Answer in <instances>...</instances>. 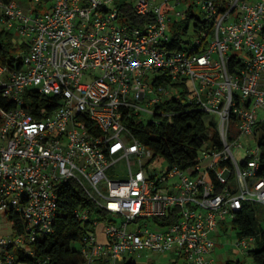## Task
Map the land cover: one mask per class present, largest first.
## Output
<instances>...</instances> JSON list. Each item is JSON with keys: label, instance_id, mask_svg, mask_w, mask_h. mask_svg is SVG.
<instances>
[{"label": "built area", "instance_id": "obj_1", "mask_svg": "<svg viewBox=\"0 0 264 264\" xmlns=\"http://www.w3.org/2000/svg\"><path fill=\"white\" fill-rule=\"evenodd\" d=\"M122 1L153 19L132 25ZM175 2L50 0L48 11L28 13L19 0H0V34L16 50L0 60V216L20 213L24 223L0 235V264H15L17 250L33 253L32 243L55 231L60 188L71 179L110 214L103 221L88 206L76 209L97 228L84 236L83 264H124L142 250L217 264L211 233L249 202L264 203L261 148L246 164L234 153L244 136L264 131V0H197L206 14L197 17L199 36L171 49L164 7ZM170 98L217 115L221 145L161 171L125 120H144L145 110L158 123L157 105ZM258 237H240L241 253Z\"/></svg>", "mask_w": 264, "mask_h": 264}, {"label": "trees", "instance_id": "obj_2", "mask_svg": "<svg viewBox=\"0 0 264 264\" xmlns=\"http://www.w3.org/2000/svg\"><path fill=\"white\" fill-rule=\"evenodd\" d=\"M119 6L122 15L126 17V21L132 25L143 27L153 19L152 14H138L133 6L126 1L120 2ZM189 16L195 15L190 14ZM180 35L178 32L174 34L173 40L169 43L171 49L181 48L182 39ZM10 43V35L1 33L0 60L4 63L8 62V55L12 52ZM36 98L41 104L49 100L48 97L42 95H37ZM0 102L3 103L1 100ZM53 104L56 106L58 102L55 101ZM43 106L48 105L44 104ZM27 107L38 116H43L36 107ZM157 110V118L160 119L158 123L154 120L145 122L134 116L126 118L125 123L132 129L137 138L154 151L155 157L164 158L170 166L175 164L187 166L197 160L201 149L204 147L215 144L221 145L217 122L209 119V115L202 109L192 108L191 104L183 99L170 98L159 103ZM162 110L169 112V115L163 116ZM212 129L214 135L211 136L210 130ZM258 138L261 152L257 176L264 178V131L259 134ZM248 160L249 158L242 164L248 163ZM79 206H88L94 214L100 212L104 218H110V214L99 209L76 180L71 179L64 182L60 188L55 231L33 242L31 245L33 253L23 249L17 250L15 264H83L84 236L88 231H95L97 228L91 222L83 223L76 216L75 211ZM9 217L14 220L18 229H24L20 213H11ZM167 217L156 220L166 224L169 223ZM234 222L239 228L240 237L259 235L256 245L250 249L248 256L252 259V264H264V227L260 226L256 205L246 204ZM124 264L138 263L135 257H131L125 259ZM225 264L247 263L242 259H237L229 260Z\"/></svg>", "mask_w": 264, "mask_h": 264}, {"label": "rangeland", "instance_id": "obj_3", "mask_svg": "<svg viewBox=\"0 0 264 264\" xmlns=\"http://www.w3.org/2000/svg\"><path fill=\"white\" fill-rule=\"evenodd\" d=\"M23 9L28 12L48 11L50 0H41L39 2L35 0H19ZM176 0H173L175 5ZM172 4H168L164 7V11L168 13V22L170 25V31L174 35L175 33H180L182 42L184 46L189 47L191 41H194L199 36V30L197 29V17L200 19L205 18V12L197 0H181L180 4H176L175 7H172ZM185 11L187 15L194 14L196 17L184 18L181 15H177V11ZM16 50H12L15 52ZM156 74L150 73L147 80L152 83ZM181 90V89H180ZM179 90V91H180ZM177 92V91H176ZM144 104V102H143ZM142 104V105H143ZM146 108L151 110L155 109V106H148L144 104ZM143 118L145 122H149L156 118V115L142 110ZM209 119L216 120L218 116L215 114H208ZM218 126V125H217ZM214 130H210V133L213 134ZM259 138L257 136H244L242 141L244 143L243 147H235L234 153L237 159L240 162H243L247 157L254 153L255 150H259ZM261 150V149H260ZM151 169H158L161 171L166 170L169 167V163L162 157L156 156L150 162ZM109 174H112V169H109ZM248 204H251L249 202ZM256 208L258 211L260 226L264 227V203L257 202ZM104 221V216L98 212L96 213ZM115 215L111 213L113 218ZM15 222L5 215L0 216V235H9L14 233ZM134 223L129 226V230H134ZM211 236L217 241L218 245L212 256L215 258L217 264H225L229 260L242 259L247 264H252L253 261L250 256L244 255L240 251L238 242L240 240L239 228L235 225L234 219L232 217L224 219L220 222L219 227L211 233ZM26 245V243H23ZM131 256V255H130ZM138 264H186L184 258L178 257L173 252L169 253H156L148 250H142L133 255Z\"/></svg>", "mask_w": 264, "mask_h": 264}, {"label": "crops", "instance_id": "obj_4", "mask_svg": "<svg viewBox=\"0 0 264 264\" xmlns=\"http://www.w3.org/2000/svg\"><path fill=\"white\" fill-rule=\"evenodd\" d=\"M104 238H105L104 233H103V231L101 230V239H104Z\"/></svg>", "mask_w": 264, "mask_h": 264}]
</instances>
